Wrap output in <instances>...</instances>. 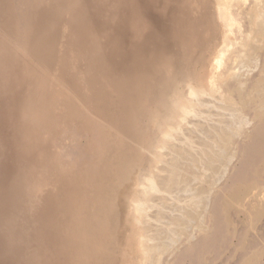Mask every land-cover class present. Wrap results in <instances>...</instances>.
Masks as SVG:
<instances>
[{"label": "bare ground", "instance_id": "bare-ground-1", "mask_svg": "<svg viewBox=\"0 0 264 264\" xmlns=\"http://www.w3.org/2000/svg\"><path fill=\"white\" fill-rule=\"evenodd\" d=\"M222 33L214 0H0V264H207L222 251L230 233L202 245L212 228L189 232L177 173L181 158L220 161L217 142L244 137L222 209L264 196V76L243 90ZM252 202L258 221L264 203ZM248 254L258 264L264 249Z\"/></svg>", "mask_w": 264, "mask_h": 264}, {"label": "rangeland", "instance_id": "rangeland-1", "mask_svg": "<svg viewBox=\"0 0 264 264\" xmlns=\"http://www.w3.org/2000/svg\"><path fill=\"white\" fill-rule=\"evenodd\" d=\"M224 1V2H223ZM214 0L215 2V6H216V12H217V20L219 21V23L222 24L223 26V33L221 36H225L226 33H230L229 35V38L233 41V46L231 45V49L228 50L227 54H226V58H224V62L226 65L229 66V68L231 69V72L235 75V73H240V77H242L243 81L245 82V85H244V89L243 90H249L251 88V86L260 78H263L262 76H264V49H261L263 46H264V38H261L259 37L255 31L252 29V26H251V15L249 14V8L252 7L254 11H256L257 13H260L259 16H261V20L260 21H264V17H263V14H264V0ZM231 1V2H230ZM263 1V2H262ZM248 2V3H247ZM259 4H258V3ZM232 3V4H231ZM227 4V5H226ZM252 4V5H251ZM257 4V5H256ZM261 4V5H260ZM229 5V6H228ZM223 6V7H222ZM226 6V7H224ZM261 8H260V7ZM222 7V8H221ZM229 7H231L230 9H228ZM221 8V9H220ZM220 10V11H219ZM259 10V12H258ZM226 11V12H224ZM221 13V14H219ZM221 15V16H219ZM230 15V16H229ZM222 17V18H221ZM230 17H231V20H230ZM248 18V19H247ZM224 21V22H222ZM231 23V24H229ZM235 24V25H234ZM225 25V26H224ZM230 25V26H229ZM234 26V27H233ZM228 27V28H226ZM231 27V29H230ZM227 29V30H226ZM253 30V32L251 31ZM229 31V32H228ZM251 32L252 34H254L255 36L251 35ZM240 33V34H239ZM250 34V35H249ZM234 35V36H233ZM227 36V35H226ZM242 38H241V37ZM249 36V39L248 37ZM254 37V38H253ZM259 38V39H258ZM250 39H252L253 41H251ZM257 39V40H256ZM244 40V41H243ZM247 42H246V41ZM250 40V41H248ZM261 40V41H260ZM258 41V42H257ZM250 42V44H249ZM261 42V43H260ZM240 44V46L238 44ZM243 43L247 44L243 45ZM256 43V46L253 44ZM237 44V45H235ZM258 44V45H257ZM249 45V46H248ZM260 48H259V47ZM262 46V47H261ZM233 47V48H232ZM236 47V48H235ZM250 47V48H249ZM258 47V48H257ZM235 48V49H234ZM241 48V49H240ZM247 48V49H246ZM252 48V49H251ZM254 48H256L257 50H253ZM264 48V47H263ZM233 49V50H232ZM237 49V50H236ZM261 49V50H260ZM232 50V51H231ZM244 51V52H242ZM247 51V52H246ZM249 51V52H248ZM252 51H255V52H252ZM260 52V53H259ZM246 53V55H245ZM238 54H240L239 56H237ZM252 54V55H251ZM256 54V55H255ZM237 56V57H236ZM241 56V57H240ZM244 56V57H243ZM247 56H251L250 58ZM257 56V57H256ZM240 57V58H239ZM246 58V59H245ZM231 61H230V60ZM241 59V60H240ZM248 59H250L248 61ZM256 59V61H255ZM240 60V61H239ZM259 60V61H258ZM230 61V63H229ZM248 63H247V62ZM235 62V64H234ZM240 62V64L238 63ZM237 63V64H236ZM248 64V65H247ZM257 64V65H256ZM248 67H247V66ZM250 65V66H249ZM188 66V65H187ZM239 68V69H237ZM246 66V67H245ZM235 67V68H234ZM245 67V68H244ZM234 68V69H233ZM263 68V69H262ZM248 69V70H246ZM252 70V71H251ZM237 71V72H236ZM249 71V72H248ZM249 73V74H247ZM246 74V75H244ZM262 74V75H261ZM250 75V76H249ZM260 75V76H259ZM247 76V78L245 77ZM250 77V78H249ZM260 77V78H259ZM229 80L231 81L230 83H233L235 82V79L232 77L229 78ZM228 80V81H229ZM233 80V81H232ZM242 81V80H240ZM248 83V84H247ZM246 86V87H245ZM177 88H181V85H179V87ZM246 88V89H245ZM219 87L218 89V93L221 97V99L225 102H227V100H225V95L226 94V91ZM216 90V89H215ZM217 92V91H215ZM222 94V95H221ZM227 104V103H225ZM156 105V104H155ZM159 105V104H158ZM156 105V108H159L160 110H162V112H164L163 109H161L162 107L161 106H158ZM225 108L227 109L226 105H225ZM233 108V107H232ZM239 103L237 100H235V103H234V108L233 109H236L235 112L237 114H239L240 112H237L239 111ZM223 112L222 113H227L226 111L228 110H225V109H222ZM230 112V111H228ZM241 116H247L248 119H251L250 116H248V113H240ZM245 114V115H244ZM146 120H147V117H144V121L140 123L141 126H147L145 125L146 123ZM251 126V128H249ZM248 127V129H246V131H250L253 127V123H251ZM236 131V130H234ZM229 135H232L229 134ZM236 139V140H235ZM233 137V140L230 144L226 145L224 144L225 141H223L224 139L221 138L219 142H217V145L216 147L213 149H211L212 151V154L213 152L216 153V156L218 155V157L222 156V158H220L221 160L220 161H215V159H213L214 156L210 157L208 159V155H209V152L206 151L205 149L203 150H198V155L197 153H193L190 157V158H184V159H187L186 161L184 159H180V162H179V166H178V171L177 173H179V184H178V187H182L185 189V192L189 189V191L187 192L186 194V197L188 199H192V202L190 204H184L183 206H193L194 208V211H195V214H194V218L193 217H190L189 218V221L192 222L191 223H188V226H191V228H189V232L192 233L193 230H195L193 227L195 225L198 224V222H201L203 221V226L205 228H208V227H211L210 229L212 230L208 236L207 234H203L202 236V233L201 235H198V239L196 240L197 242H199V244H205V242H207L209 239H213L215 238L216 235V232L218 234V237H222V236H225V235H229L228 233H230L229 235V239L227 240L228 242L223 245V249L222 251H219L217 256H215L213 258V260L211 262H208L207 264H227V263H230V264H244L245 262V259L249 256L248 253H250L253 249H256L257 251L260 250V249H264V241L262 239H264V217H262L260 220H258L259 222L261 221V224L255 219L254 215L250 216V212H252V208H250L249 203H251L253 200L251 199L250 201V198H248V201L245 202V205L246 207H244V203L238 207H233L231 208L230 210H223V202L226 201L227 197L228 196V192H229V189H231L232 187V182H231V176L234 172V168L236 167V164H238V162L240 160L237 159H234L230 164H225L226 161L229 160V158H232L233 156H235V154L237 153L238 154V148L239 144L241 143H244L246 141V138L244 139L243 138H240L237 139ZM239 140V141H238ZM235 141V142H234ZM242 141V142H241ZM222 143V144H221ZM236 143V144H235ZM233 145V147H232ZM226 148H225V147ZM220 147V150L219 148ZM228 148V149H227ZM224 149V150H223ZM210 150V149H209ZM229 150V151H228ZM206 151V152H205ZM223 151V152H222ZM238 151V152H237ZM204 152V153H203ZM221 152V154H220ZM207 153V155H206ZM228 153V154H227ZM234 153V155H233ZM200 154V155H199ZM211 154V155H212ZM202 155V156H201ZM195 158H194V157ZM205 156V157H204ZM225 156V157H224ZM228 157V158H226ZM191 159V160H190ZM196 159V161L194 160ZM200 159V160H199ZM206 159V160H205ZM211 159V160H210ZM225 159V160H224ZM236 160V161H235ZM183 161V162H182ZM194 161V162H192ZM200 162L199 165L198 162ZM207 161V162H206ZM223 162V164H222ZM193 163V164H192ZM195 164V165H194ZM184 165V166H183ZM194 165V166H193ZM197 165V166H196ZM220 165V166H218ZM222 165V166H221ZM225 165V166H224ZM227 165L228 166V169H227V173L226 175H224V172H225V168ZM203 166V167H201ZM224 166V167H223ZM194 167V168H193ZM210 167V168H209ZM216 167V168H215ZM219 167V168H218ZM222 167V169H220ZM202 168V169H201ZM203 168L205 170H203ZM218 168V169H217ZM224 168V169H223ZM232 168V169H231ZM191 169V170H190ZM193 169V170H192ZM215 169V170H214ZM210 170V171H208ZM214 170V171H212ZM229 170V171H228ZM231 170V172H230ZM202 171V172H201ZM206 173H205V172ZM217 171V172H215ZM223 172V173H222ZM205 173V174H203ZM222 173V174H221ZM229 173V174H228ZM200 174V176L198 175ZM208 174V175H206ZM217 174V175H216ZM178 175V174H177ZM189 175V176H188ZM213 177H211V176ZM219 175V176H218ZM223 175V177H221ZM229 175V176H228ZM208 176V177H207ZM204 177V178H203ZM220 177V178H219ZM225 177V178H224ZM206 178V179H205ZM193 179V180H192ZM198 179V181H196ZM225 179V180H223ZM227 179V180H226ZM195 180V181H194ZM205 180V181H204ZM218 180V181H216ZM240 180V179H239ZM204 181V182H203ZM215 182V184H213V182ZM224 181V182H223ZM195 184H194V183ZM238 182V181H237ZM210 184V185H209ZM218 184V185H216ZM231 184V185H230ZM181 185H184V186H181ZM220 185V186H219ZM230 185V186H228ZM190 186V187H189ZM206 186V188L209 190L204 188ZM258 186L260 188H264V183H261L259 184L258 183ZM203 187V188H201ZM223 189H222V188ZM200 188V189H199ZM217 188V190H216ZM202 194H201V192ZM212 190V191H211ZM194 191V192H193ZM207 191V192H205ZM220 191V192H219ZM190 192V193H189ZM203 192L205 194H203ZM217 192V193H216ZM224 192V193H223ZM214 193V194H213ZM221 193V194H220ZM256 193V194H255ZM194 196H193V195ZM201 194V195H200ZM255 194V195H254ZM258 193L256 191L253 192L252 196H258L257 195ZM191 195V196H190ZM204 195V196H203ZM210 195V196H208ZM218 195V196H217ZM222 195V196H221ZM200 196V197H199ZM203 196V197H202ZM214 196V197H213ZM211 197V198H210ZM213 197V198H212ZM220 197V199H219ZM196 198V199H195ZM200 199V201L197 199ZM259 198V199H258ZM187 199V200H188ZM196 200V201H195ZM261 200V201H260ZM264 196L263 198L262 197H256V199L254 200V202H252V205L254 206V204L257 206L260 202L261 203H264ZM213 201V202H211ZM259 201V203H258ZM199 204H198V203ZM212 203V204H211ZM216 203V205H215ZM258 203V204H257ZM218 204V205H217ZM182 205V204H181ZM211 205V209H210V206ZM215 205V206H214ZM219 206V207H218ZM248 207V208H247ZM237 210H236V209ZM216 209H219V210H216ZM202 210V211H201ZM210 210V212H209ZM216 210V211H215ZM241 210V211H240ZM248 212H247V211ZM239 211V212H238ZM202 212V213H201ZM236 212V213H235ZM198 214V215H197ZM208 214V216H207ZM237 214V215H236ZM201 215V216H200ZM203 215V216H202ZM210 215H213L210 217ZM221 217H220V216ZM223 216V217H222ZM244 216V217H243ZM207 217V218H206ZM226 217L230 220V224L232 227H229V228H226V226L224 225L223 223V218ZM211 218V219H210ZM213 218V219H212ZM200 219V220H199ZM218 219V220H216ZM241 219V221H240ZM248 219V220H247ZM263 219V220H262ZM198 220V221H197ZM222 220V221H221ZM239 220V221H238ZM245 220V221H244ZM213 221V222H212ZM248 221V222H246ZM254 221V222H253ZM193 222H197L196 224H194ZM220 222V223H219ZM242 222H244L243 224H241ZM210 223H212L210 225ZM235 223V224H234ZM246 223V224H245ZM259 223V224H258ZM220 224V225H218ZM209 225V226H208ZM239 229H238V227ZM250 225V226H249ZM221 228H219V227ZM246 226V227H245ZM254 226V230H251L252 227ZM225 227V228H224ZM231 228V229H230ZM248 228V229H247ZM263 228V229H262ZM218 230L215 232V230ZM249 231V239H253L256 244L254 247H252V245L248 248L247 246H244L242 247L241 246V240L240 239H244L245 236H246V231ZM234 233H233V232ZM259 231V232H258ZM179 231H177L178 233ZM225 232V235H223ZM237 232V234H236ZM252 232V233H251ZM220 233V234H219ZM262 233V234H261ZM196 234V233H195ZM232 234V235H231ZM243 234V235H242ZM259 234V235H258ZM241 235V236H240ZM206 236V237H205ZM258 236V237H257ZM260 236V237H259ZM231 237H232V240H231ZM205 238V239H204ZM261 238V239H259ZM251 239V240H252ZM235 240V241H234ZM261 240V241H260ZM195 241V242H196ZM198 244V246H199ZM239 244V245H238ZM230 246V247H229ZM232 246H234V250L232 248ZM261 246V247H260ZM238 247V248H237ZM245 248V250H244ZM244 251V252H243ZM235 252V253H234ZM240 252V253H238ZM248 252V253H247ZM224 253V254H223ZM233 253V255H232ZM238 253V254H237ZM209 256V255H208ZM247 256V257H245ZM220 257V258H219ZM244 258V259H243ZM182 259V257H172L171 259L168 260V257H164L162 260H161V264H178L180 262V260ZM222 259V260H221ZM228 259V260H227ZM242 259V260H241ZM219 260V261H218ZM241 260V261H240ZM157 260L155 259V262ZM163 261V262H162ZM218 261V262H217ZM243 261V262H242ZM184 262V261H183ZM258 264H264V254L263 256H261L258 260Z\"/></svg>", "mask_w": 264, "mask_h": 264}]
</instances>
